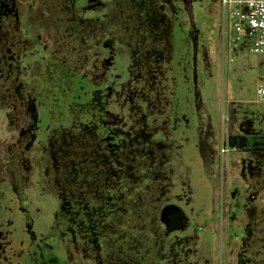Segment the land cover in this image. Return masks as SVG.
Returning a JSON list of instances; mask_svg holds the SVG:
<instances>
[{
  "label": "trees",
  "instance_id": "obj_1",
  "mask_svg": "<svg viewBox=\"0 0 264 264\" xmlns=\"http://www.w3.org/2000/svg\"><path fill=\"white\" fill-rule=\"evenodd\" d=\"M10 1L15 6V15L24 18L19 0ZM195 1L36 0V5L29 8L31 17L26 20L33 32L32 39L16 34L20 30L9 35L8 23L14 22L17 27L21 22L0 15V72L6 75L5 70L10 69L7 96L0 99V108L8 113L10 126L19 131L17 140L8 148L10 181L34 232L36 218L31 214L26 194L31 189L32 167L25 163L38 147L43 154L39 193L46 200H57L51 205L48 221L62 244L68 264H216V261L205 233L200 234L184 209L172 201L177 183L184 186L192 183V168L185 162L182 145L175 136V92L168 91L166 84L158 92L155 89L158 82H150V88L146 89L137 82L130 90L126 84L117 89L118 82H113L104 87L103 94L98 91L94 97L96 107L101 105L105 113L101 125L52 118L49 119L52 126L43 133L40 103L36 96L25 97L26 85L20 80L25 68L20 67L19 58L27 50V44L42 43L46 51L53 49L50 51L53 58L85 78L95 77L89 68L91 64L93 69L98 68L99 62L103 69L93 80L99 86L106 80L116 57L138 56L172 65L179 15L185 10L186 19L195 18ZM40 31L50 35V44L41 42ZM198 44L194 58L197 118L202 115L200 106L205 90L201 89L200 94L199 80L202 86L206 84L204 80L212 81L216 69L211 65L206 46ZM209 66L211 69L207 71ZM13 79L19 83L11 84ZM231 105L229 147L244 152L264 151V133L235 131L236 114ZM21 106L26 118L19 127ZM199 145L210 172L217 163L216 151L204 139H200ZM219 215L216 202L214 216ZM248 236L247 261L263 264L260 261V253L264 254L263 238L254 231ZM227 238L232 241L228 231Z\"/></svg>",
  "mask_w": 264,
  "mask_h": 264
},
{
  "label": "rangeland",
  "instance_id": "obj_2",
  "mask_svg": "<svg viewBox=\"0 0 264 264\" xmlns=\"http://www.w3.org/2000/svg\"><path fill=\"white\" fill-rule=\"evenodd\" d=\"M36 3V0H19L23 11L21 16L25 13V17L21 18L20 15H15V6L10 0H0V15L15 17L18 22H21L17 27L14 22L8 23L9 35L20 30L16 34L21 33V35L25 34L26 38H33V32L26 24V20L28 21L31 17L30 5L33 6ZM194 4L195 18L186 19L185 10L179 15L176 54L172 65L169 62H164L165 65H162L163 63L159 61L138 56L116 57L114 64L106 74V80L103 81V85L101 83L99 86L93 81L103 69L99 62L96 63L98 68L93 69L92 64L89 68L95 77L92 78L90 75L85 78L79 74L75 75L71 67L53 58L50 54L53 50L51 47V50L46 51L42 43H30L32 45L27 44V50L22 52L19 58L20 67L25 68L20 80L26 85L25 97L30 94L39 100V115L44 122L41 127L43 133L52 126L49 122L52 118L101 125L105 113L101 110V105L98 104L100 108L96 107L94 97L98 91L103 94L104 87L110 86L113 82H118L115 86L117 89H120L121 84H126V89L129 90L135 88L137 82H141V85L145 87L143 89L150 88V82H158L155 83V89L158 92L162 91L166 84L168 91L175 92L174 96L172 95L175 120H177L175 136L184 149L183 155L185 161L192 167L193 176L190 186L176 184L172 201L184 209L194 228H202L199 229L200 234L206 233L212 239L214 242V244L211 243L212 257L216 264H249L248 235L254 231L264 240V151L234 152L228 149L230 147L227 143L226 118L228 106L232 103L231 108L236 114L238 126H244L248 132L264 133V104L257 103L255 100L258 78L264 73V58L250 51L249 39H246L247 44L240 47V50L246 47L243 51L245 62H241L243 59L239 56L236 63L231 65L223 56L222 50L224 28L221 2L196 0ZM220 7L221 14H218ZM188 8L191 10V5H188ZM87 14L94 15L93 13ZM215 23L218 24L217 27H214ZM190 27L191 30H185ZM40 32L43 34L40 37L41 42L43 40L50 44V35L43 31ZM196 44L206 46L212 62H216L219 67L214 70L212 81L204 80L205 82H202L206 84L202 86L198 79L201 85L198 88L200 94L201 89H205L203 92L205 100L200 106L201 113L205 115L208 109L213 110L214 129L212 130L210 126L208 130L214 133V142L217 137L218 147H221L222 154L224 153L222 148L228 149L226 154L220 155L219 168L213 166L210 169L216 171L210 173L211 183L205 178L198 151L197 130H199L201 139L206 137L208 130H206L205 117L200 118L199 122L195 119L197 109L195 103L197 77L195 78L194 73ZM201 51L204 54L202 48ZM199 56L201 58V54ZM209 69L211 68L208 67L207 70ZM9 71L10 69L5 70L6 75L0 72V99L7 96L6 88H9L7 73ZM18 80L13 79L11 84L19 83ZM166 82H170L169 85ZM214 87L218 90L217 96L214 94ZM16 88H20L19 85ZM103 101L100 100V102ZM208 105L211 107L208 108ZM7 114L4 109L0 108V264H68L62 244L60 245L54 234L55 229L48 221L51 205H54L57 200H46L39 193L41 187L38 182H40L39 175L43 168L41 160L43 154L38 147L31 154L30 161L25 163L32 167L29 181L31 189L26 191V194H28L31 214L36 218L34 232L27 223V214L22 209V201L10 181L12 172L9 167L8 148L17 140L19 131L10 126ZM18 116L21 118L19 121V127H21L25 124L26 118L23 106L18 110ZM127 125L130 123L127 122ZM42 137H46L45 134ZM190 147L193 148L192 153L198 155L199 167L194 165L195 160L190 156ZM216 202L219 204L220 215L217 218L214 215L210 217L212 203L215 206ZM57 205H59L58 202ZM227 231L231 239L235 236L236 239L229 241ZM260 255L264 260V254L260 253ZM261 259L260 261L264 264Z\"/></svg>",
  "mask_w": 264,
  "mask_h": 264
},
{
  "label": "built area",
  "instance_id": "obj_3",
  "mask_svg": "<svg viewBox=\"0 0 264 264\" xmlns=\"http://www.w3.org/2000/svg\"><path fill=\"white\" fill-rule=\"evenodd\" d=\"M221 4L225 59L235 64L246 39L250 51L264 58V0H221ZM255 94L256 102L264 104V73L258 78ZM226 150L222 148L223 152Z\"/></svg>",
  "mask_w": 264,
  "mask_h": 264
},
{
  "label": "crops",
  "instance_id": "obj_4",
  "mask_svg": "<svg viewBox=\"0 0 264 264\" xmlns=\"http://www.w3.org/2000/svg\"><path fill=\"white\" fill-rule=\"evenodd\" d=\"M244 50H246V47H242L241 48V50L240 51H242L239 55H240V58H242L243 60L241 61V62H245V56H244V54H243V51ZM213 64H212V66H215V68H218L219 69V67H218V64L216 63V62H212ZM210 67V66H209ZM208 71V70H207ZM215 88V91H214V94H215V96H217V93H218V90L216 89V87H214ZM217 90V91H216ZM202 101H204L205 100V95L202 97ZM229 102H231V101H229ZM209 107L208 108H210L211 106L210 105H208ZM229 107V106H228ZM207 108V109H208ZM227 112H228V109H227ZM205 117V120H206V123H205V125H206V130H208V127H210L211 126V128H212V130L214 129V123H213V120H214V114H213V110L212 109H208L207 111H206V113H205V115H202L201 117H199V118H197L196 117V115H195V119H196V121H198L199 122V119L200 118H204ZM225 117V116H224ZM228 120H229V116L227 115V118H226V129H227V140H228V131H229V129H228ZM220 124H221V122H220ZM222 125V124H221ZM224 125H225V123H224ZM196 127H198V123H196ZM212 130H208V132L205 134L206 135V137L205 138H203L204 139V141H205V144L210 148L211 146H213L214 147V149H215V151H216V155H217V163H216V167L217 168H219V164H220V155H224V154H226L227 152H228V149H230L231 151H234V152H238V151H236V150H234V149H231V148H228L223 154L221 153V151H220V149H221V147L219 148L218 147V140H217V137H216V142H214L215 141V135H214V133H212ZM247 129L244 127V126H238V120H237V118H236V124H235V131L236 132H238V133H246V132H248V131H246ZM250 133V132H249ZM197 134H198V141H200V139H201V137H200V134H199V130H197ZM218 135V134H217ZM179 141V140H178ZM228 143V142H227ZM198 151H199V155H200V158H201V160H202V164H203V167H204V174H205V178H206V180L209 182V183H211V178H210V173H214V172H216V171H210L209 172V170H207V167H206V164H205V159H204V156H203V154H202V152H201V147H200V145L198 144ZM183 148V147H182ZM190 149H191V154H190V156L191 157H193V159L195 160V163H194V165H195V167H199V162H198V155L195 153H192V152H194L193 151V148H191L190 147ZM183 151H184V149H183ZM185 159V158H184ZM187 164H188V162L187 161H185ZM190 167H191V165L190 164H188ZM192 168V167H191ZM218 172V171H217ZM192 180H193V176H192ZM213 203H212V208L210 209V212H209V214H210V217H213V215H214V209H213ZM213 213V214H212ZM211 226L214 228V225H212L211 224ZM199 229L201 230L202 228H200L199 227ZM226 234H227V232H226ZM205 235L207 236V234L205 233ZM207 238H208V240L211 242V243H213L214 244V242L212 241V239L210 238V237H208L207 236ZM235 239H236V236L234 237ZM233 238V239H234ZM232 239V240H233Z\"/></svg>",
  "mask_w": 264,
  "mask_h": 264
}]
</instances>
